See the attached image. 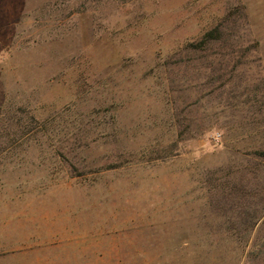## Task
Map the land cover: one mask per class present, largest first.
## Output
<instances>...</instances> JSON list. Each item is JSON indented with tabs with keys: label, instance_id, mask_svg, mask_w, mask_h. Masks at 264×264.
Here are the masks:
<instances>
[{
	"label": "rangeland",
	"instance_id": "rangeland-1",
	"mask_svg": "<svg viewBox=\"0 0 264 264\" xmlns=\"http://www.w3.org/2000/svg\"><path fill=\"white\" fill-rule=\"evenodd\" d=\"M77 242L264 264V0H0V264Z\"/></svg>",
	"mask_w": 264,
	"mask_h": 264
},
{
	"label": "crops",
	"instance_id": "crops-1",
	"mask_svg": "<svg viewBox=\"0 0 264 264\" xmlns=\"http://www.w3.org/2000/svg\"><path fill=\"white\" fill-rule=\"evenodd\" d=\"M130 240H135L131 238ZM58 244V245H72ZM76 244V243H75ZM56 245V243H53ZM73 253H60V256L54 258H42L38 264H108L107 259L101 256H91L90 250L92 245H85V243H78L75 245ZM64 250V248H63ZM68 254L70 256H68Z\"/></svg>",
	"mask_w": 264,
	"mask_h": 264
},
{
	"label": "trees",
	"instance_id": "trees-1",
	"mask_svg": "<svg viewBox=\"0 0 264 264\" xmlns=\"http://www.w3.org/2000/svg\"><path fill=\"white\" fill-rule=\"evenodd\" d=\"M204 39H206V37L204 38ZM205 41L204 40H202L199 44H203Z\"/></svg>",
	"mask_w": 264,
	"mask_h": 264
}]
</instances>
